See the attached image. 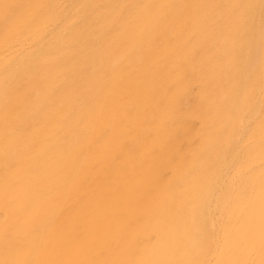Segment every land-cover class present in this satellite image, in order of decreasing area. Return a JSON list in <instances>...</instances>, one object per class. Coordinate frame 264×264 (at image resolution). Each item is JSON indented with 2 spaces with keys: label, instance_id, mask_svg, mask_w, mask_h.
<instances>
[{
  "label": "bare ground",
  "instance_id": "1",
  "mask_svg": "<svg viewBox=\"0 0 264 264\" xmlns=\"http://www.w3.org/2000/svg\"><path fill=\"white\" fill-rule=\"evenodd\" d=\"M0 3V261L261 264V0Z\"/></svg>",
  "mask_w": 264,
  "mask_h": 264
},
{
  "label": "snow or ice",
  "instance_id": "2",
  "mask_svg": "<svg viewBox=\"0 0 264 264\" xmlns=\"http://www.w3.org/2000/svg\"><path fill=\"white\" fill-rule=\"evenodd\" d=\"M20 6L17 5H11L6 3H0V8H3L4 10V19H5V27L9 30L13 29L16 26L17 23V15H18V9ZM38 7H46V6H38ZM129 7H136V6H129ZM240 7H243L241 5H235L233 6L234 9H239ZM261 9L262 13H264V0H261ZM261 133L262 138H264V121H262L261 124ZM11 238V234L5 230V239L9 240ZM228 242L227 235L225 236V243ZM260 247L261 252L264 254V185H262V200H261V231H260ZM0 264H18L17 261H0ZM186 264H200L198 261H188ZM233 264H239V262H233ZM261 264H264V260L261 261Z\"/></svg>",
  "mask_w": 264,
  "mask_h": 264
}]
</instances>
